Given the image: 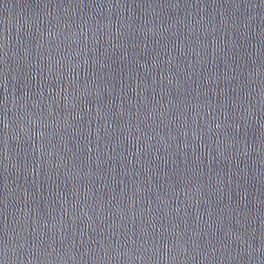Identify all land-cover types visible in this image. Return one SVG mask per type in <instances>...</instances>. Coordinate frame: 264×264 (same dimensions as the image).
<instances>
[{
  "label": "water",
  "instance_id": "obj_1",
  "mask_svg": "<svg viewBox=\"0 0 264 264\" xmlns=\"http://www.w3.org/2000/svg\"><path fill=\"white\" fill-rule=\"evenodd\" d=\"M0 264H264V0H0Z\"/></svg>",
  "mask_w": 264,
  "mask_h": 264
}]
</instances>
